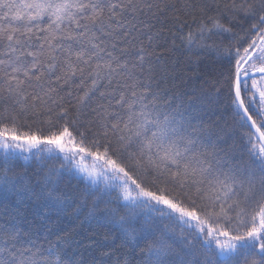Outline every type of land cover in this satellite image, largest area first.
Instances as JSON below:
<instances>
[{"label":"snow or ice","instance_id":"snow-or-ice-1","mask_svg":"<svg viewBox=\"0 0 264 264\" xmlns=\"http://www.w3.org/2000/svg\"><path fill=\"white\" fill-rule=\"evenodd\" d=\"M169 9L0 0V264H264V0H185L190 23ZM176 25L226 68L169 95L164 29ZM223 33L227 45L207 42ZM25 153L34 171L21 170ZM66 176L84 183L87 218L116 233L122 260L102 250L107 237L39 242L19 202L66 211Z\"/></svg>","mask_w":264,"mask_h":264},{"label":"trees","instance_id":"trees-1","mask_svg":"<svg viewBox=\"0 0 264 264\" xmlns=\"http://www.w3.org/2000/svg\"><path fill=\"white\" fill-rule=\"evenodd\" d=\"M168 2L175 5V9H169V17L175 15L180 17L181 20L187 19L189 23L191 22V18L186 16L182 10L185 0H168ZM222 22L226 23L224 20ZM249 26V22H243L244 29ZM188 31L189 29L185 27L183 32H180L179 25L172 27V33L167 31V27L164 29L169 46L166 56L170 65V78L163 87L169 90V95L181 91L190 93L194 86L204 85L207 88L209 85L204 84V81L207 80L210 84L213 77L218 78L219 73L226 68V64L221 62L213 52L205 50L200 51L197 55L195 49L190 51L180 39ZM236 31L240 32V28H237ZM241 35H243V32H241ZM230 39L229 34L223 33L209 37L207 42L212 43L215 41L218 44L227 45ZM173 40L175 41L174 46ZM173 65L175 66L174 72L171 71V66ZM173 76L175 79L171 78ZM189 77L192 79H188ZM186 103L187 100H185ZM221 110L223 111V109ZM211 119L216 120L217 116H212ZM228 122L231 123L230 118H228ZM24 155L30 156L28 153ZM19 165L21 170L27 168L29 172L34 171L38 167L37 162L31 156L28 161H24L21 158ZM61 187L77 197V203L72 204L64 212L58 213L54 210L49 211L41 208L34 201L27 198L19 202L22 215L36 228L39 242L45 245L49 241L57 243L59 238L71 235L75 240L82 241L84 245H94L95 241H104L107 237V243L113 244L114 242V244L112 247L102 250L112 253L111 260L113 262L122 260L128 249L120 247V240L117 238L116 233L110 230V226H99L87 218L93 198L84 194V183H78L76 179L66 176ZM9 198L12 201L16 200L15 194H9ZM78 206L79 210L77 211ZM22 226L27 228L28 224L22 222ZM88 237H91V239H88ZM81 251H84V249L81 248ZM96 254L98 255L99 253ZM85 255H87V252H85ZM256 258L259 259V257Z\"/></svg>","mask_w":264,"mask_h":264}]
</instances>
